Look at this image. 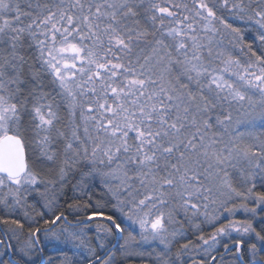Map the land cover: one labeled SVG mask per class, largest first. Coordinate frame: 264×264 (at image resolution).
<instances>
[{"label": "snow or ice", "instance_id": "snow-or-ice-1", "mask_svg": "<svg viewBox=\"0 0 264 264\" xmlns=\"http://www.w3.org/2000/svg\"><path fill=\"white\" fill-rule=\"evenodd\" d=\"M0 264H264V0H0Z\"/></svg>", "mask_w": 264, "mask_h": 264}]
</instances>
